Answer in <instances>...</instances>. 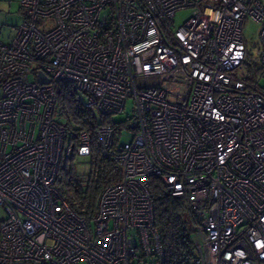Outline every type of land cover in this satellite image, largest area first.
<instances>
[{
	"label": "built area",
	"instance_id": "1",
	"mask_svg": "<svg viewBox=\"0 0 264 264\" xmlns=\"http://www.w3.org/2000/svg\"><path fill=\"white\" fill-rule=\"evenodd\" d=\"M19 3L24 18L0 41V264H166L151 177L188 196L196 216L195 255L176 264H264V3ZM187 7L196 14L172 29ZM247 19L260 24L249 67ZM55 84L100 115L132 100L123 127L94 129L121 177L90 219L59 188L68 162L92 147L88 131L54 120ZM124 129L133 137L119 143Z\"/></svg>",
	"mask_w": 264,
	"mask_h": 264
},
{
	"label": "trees",
	"instance_id": "2",
	"mask_svg": "<svg viewBox=\"0 0 264 264\" xmlns=\"http://www.w3.org/2000/svg\"><path fill=\"white\" fill-rule=\"evenodd\" d=\"M247 48L245 63H248L250 51ZM249 78H251V71ZM56 104L54 120L75 131L85 129L91 137L92 170L89 177L84 180L70 175L59 188L69 205L86 219H90L97 207V199L102 189L121 177L112 161L103 158L99 152L94 129L100 125H112L117 129L125 125V121L114 124L110 122L109 115H100L85 108L82 92L67 84H55ZM82 93V94H81ZM150 189L153 201L154 224L159 232L160 240L165 252L166 264H176L185 258L189 262L195 255L194 232L197 220L191 207L188 196H172L163 187L158 177L150 178Z\"/></svg>",
	"mask_w": 264,
	"mask_h": 264
},
{
	"label": "rangeland",
	"instance_id": "3",
	"mask_svg": "<svg viewBox=\"0 0 264 264\" xmlns=\"http://www.w3.org/2000/svg\"><path fill=\"white\" fill-rule=\"evenodd\" d=\"M264 3V0H260ZM20 0H0V41L7 43L12 40L16 33V26L22 21L24 15V9L20 7ZM197 12L194 7H187L178 9L175 12L174 24L172 29L180 27L187 19L195 15ZM260 24L254 20L247 19L243 23V37L246 44L249 46V59L255 58L258 55L260 49V43L258 40V30ZM82 94V93H81ZM1 95V91H0ZM83 99L85 95L82 94ZM134 116L132 100L128 99L123 111L113 113L109 116V121L118 124L128 118ZM133 129H124L119 137V143H125L130 141L133 137ZM68 166L70 171L64 173V178H68L70 175L78 178L79 180H86L92 170L91 158L89 156H75L69 162ZM2 215L0 210V216ZM80 264H85L80 262Z\"/></svg>",
	"mask_w": 264,
	"mask_h": 264
},
{
	"label": "water",
	"instance_id": "4",
	"mask_svg": "<svg viewBox=\"0 0 264 264\" xmlns=\"http://www.w3.org/2000/svg\"><path fill=\"white\" fill-rule=\"evenodd\" d=\"M37 80L41 83L49 82V79L42 72L37 73Z\"/></svg>",
	"mask_w": 264,
	"mask_h": 264
},
{
	"label": "crops",
	"instance_id": "5",
	"mask_svg": "<svg viewBox=\"0 0 264 264\" xmlns=\"http://www.w3.org/2000/svg\"><path fill=\"white\" fill-rule=\"evenodd\" d=\"M23 18H24V15H23Z\"/></svg>",
	"mask_w": 264,
	"mask_h": 264
}]
</instances>
